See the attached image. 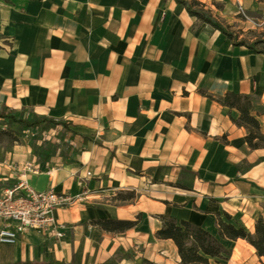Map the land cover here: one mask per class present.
<instances>
[{
  "label": "crops",
  "instance_id": "obj_1",
  "mask_svg": "<svg viewBox=\"0 0 264 264\" xmlns=\"http://www.w3.org/2000/svg\"><path fill=\"white\" fill-rule=\"evenodd\" d=\"M199 1L238 39L258 36L238 7L261 19L264 0ZM228 91L252 97L264 133V52L176 0H0V109L56 122L25 138L0 119L19 136L0 141V191L24 179L75 196L55 210L62 237L20 232L0 241V264H182L157 236L169 217L218 236L226 212L254 232L264 147L218 100ZM110 218L138 222H95ZM221 240L227 264H263L247 240Z\"/></svg>",
  "mask_w": 264,
  "mask_h": 264
},
{
  "label": "trees",
  "instance_id": "obj_2",
  "mask_svg": "<svg viewBox=\"0 0 264 264\" xmlns=\"http://www.w3.org/2000/svg\"><path fill=\"white\" fill-rule=\"evenodd\" d=\"M9 1V0H6ZM182 5L188 13L196 16L200 21L211 24L216 29L225 33L235 44L246 45L260 52H264L263 48H259L260 44H264L263 38H255L248 40L247 38L238 39V34L231 31L227 25H223L211 10L206 8L205 4L199 0H176ZM221 103L229 108H235L239 114L232 117L235 123L247 128L246 140L251 148L264 147V133L262 132V124L257 116L253 114V99L250 95L241 94L234 91H228L222 98L218 99ZM0 119L3 124H17L26 129L41 125L47 127L56 123L54 120L46 117H38L34 120H28L17 117L14 112L7 107L0 109ZM7 138L9 141L19 139L18 133L15 134L9 128L0 126V141ZM102 228L109 231H124L135 226L138 220L124 219H102L95 221ZM218 236H215L207 229L195 225L187 220H178L175 217H169L164 220V226L157 231L159 238H171L178 247L182 264H211V259L216 264H227V260L231 255V248L227 247L221 239L243 238L247 240L256 249V253L264 258V217L260 216L256 220L254 232H250L244 225L233 220V217L224 212L218 213L217 216ZM54 264H65L63 262H55ZM105 264V263H102ZM141 264H150L144 260ZM264 264V259H263Z\"/></svg>",
  "mask_w": 264,
  "mask_h": 264
},
{
  "label": "built area",
  "instance_id": "obj_3",
  "mask_svg": "<svg viewBox=\"0 0 264 264\" xmlns=\"http://www.w3.org/2000/svg\"><path fill=\"white\" fill-rule=\"evenodd\" d=\"M238 14L250 21L255 28L264 27V17L254 19L239 5ZM39 133L38 127L28 128L23 136L32 138ZM90 174V173H88ZM75 199L53 189L39 191L26 180L8 186L0 191V241L15 242L20 232L35 230L44 234L62 237L64 224L58 222L55 210L70 204Z\"/></svg>",
  "mask_w": 264,
  "mask_h": 264
},
{
  "label": "rangeland",
  "instance_id": "obj_4",
  "mask_svg": "<svg viewBox=\"0 0 264 264\" xmlns=\"http://www.w3.org/2000/svg\"><path fill=\"white\" fill-rule=\"evenodd\" d=\"M249 15V14H248ZM259 30V34L256 38H263L264 37V27L262 29L260 28H257ZM256 29V30H257ZM260 48H264V44H260L259 45ZM5 144H8L9 143V140L7 138L3 139L2 140Z\"/></svg>",
  "mask_w": 264,
  "mask_h": 264
}]
</instances>
